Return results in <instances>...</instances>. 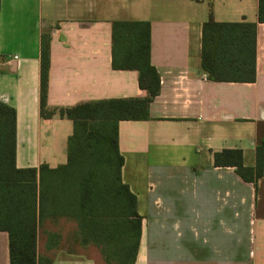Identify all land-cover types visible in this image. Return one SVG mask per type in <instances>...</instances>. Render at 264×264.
Returning a JSON list of instances; mask_svg holds the SVG:
<instances>
[{
    "label": "crops",
    "instance_id": "obj_1",
    "mask_svg": "<svg viewBox=\"0 0 264 264\" xmlns=\"http://www.w3.org/2000/svg\"><path fill=\"white\" fill-rule=\"evenodd\" d=\"M258 6L259 0H1L0 101L17 113V167L57 169L68 161L73 122L40 114L42 34L51 37L48 108H71L148 96L139 72L113 68L112 30L116 21L149 22L160 93L147 120L118 124L121 178L142 219L135 264H264V175L255 186L213 159L241 150L244 165L254 167L264 139ZM210 18L257 23L253 82H215L202 69ZM82 227L75 217L44 216L39 264H118ZM0 264H10L3 231Z\"/></svg>",
    "mask_w": 264,
    "mask_h": 264
},
{
    "label": "trees",
    "instance_id": "obj_2",
    "mask_svg": "<svg viewBox=\"0 0 264 264\" xmlns=\"http://www.w3.org/2000/svg\"><path fill=\"white\" fill-rule=\"evenodd\" d=\"M258 22L264 23V0H259ZM256 35L257 23H219L210 18L203 28L201 60L209 79L253 82ZM50 40L48 33L42 34L40 114L45 119L57 115L71 120L73 134L68 141L67 164L57 169L47 165L20 169L17 113L0 101V231L9 235L10 264H39L38 227L44 216L77 218L85 234L86 225L89 227L92 242L103 247L109 261L135 264L142 219L136 195L121 178L124 158L119 151L118 124L147 120L149 104L160 93L161 78L150 61L151 24L116 21L112 30L113 68L139 72V86L148 93L144 99L49 109ZM213 159L215 167H233L244 182L256 186L264 175V139L256 148L254 167L244 165L241 150H222L214 153Z\"/></svg>",
    "mask_w": 264,
    "mask_h": 264
},
{
    "label": "rangeland",
    "instance_id": "obj_3",
    "mask_svg": "<svg viewBox=\"0 0 264 264\" xmlns=\"http://www.w3.org/2000/svg\"><path fill=\"white\" fill-rule=\"evenodd\" d=\"M76 249H77V251H80V250L78 249V247H77Z\"/></svg>",
    "mask_w": 264,
    "mask_h": 264
},
{
    "label": "built area",
    "instance_id": "obj_4",
    "mask_svg": "<svg viewBox=\"0 0 264 264\" xmlns=\"http://www.w3.org/2000/svg\"><path fill=\"white\" fill-rule=\"evenodd\" d=\"M15 59H17V57H15Z\"/></svg>",
    "mask_w": 264,
    "mask_h": 264
}]
</instances>
